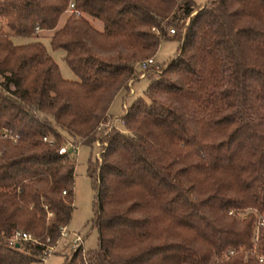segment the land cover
<instances>
[{
  "label": "trees",
  "instance_id": "16d2710c",
  "mask_svg": "<svg viewBox=\"0 0 264 264\" xmlns=\"http://www.w3.org/2000/svg\"><path fill=\"white\" fill-rule=\"evenodd\" d=\"M69 1L0 0V128L17 134L0 137V264L41 262L72 207L73 152L58 147L96 140L86 173L97 243L62 264H262L264 0H71L79 14ZM36 27L76 79L40 41H11ZM161 37L178 40L174 55L121 129L101 126ZM15 230L36 241L9 245Z\"/></svg>",
  "mask_w": 264,
  "mask_h": 264
},
{
  "label": "rangeland",
  "instance_id": "374dc122",
  "mask_svg": "<svg viewBox=\"0 0 264 264\" xmlns=\"http://www.w3.org/2000/svg\"><path fill=\"white\" fill-rule=\"evenodd\" d=\"M196 3L203 2L204 0H194ZM68 12H64L60 15L57 24H61L64 20L65 16ZM86 16V15H85ZM89 22L96 28L100 29L102 23L100 20L96 18H92L90 16H86ZM170 27V26H169ZM169 27H167V33L169 32ZM5 30L6 27L4 28ZM183 30V28H181ZM37 33L35 35L30 36H19V35H10V39L15 44L26 43L30 41H40L48 54L52 57L55 63L58 66L60 74L62 77L67 79H76V75L72 72V70L66 64L63 54L64 51L61 48H51L49 44V31H41L37 29ZM159 35V33H157ZM178 40L173 38H164L161 37L159 40L158 47L154 54L145 55V57H152L154 62L156 63V67L152 66L146 70L141 71L136 66V62L140 59L145 58L144 56L137 59L134 63V69L136 72L141 71V73L137 77H131L126 81L125 88H121V91L116 93L114 98L112 99L108 112L113 116V125L119 129L122 128V123L119 120V116L124 111V106H128L130 102L137 96H144V89L149 81L148 76H155L158 74L159 70L164 66L167 60H169L175 53ZM133 81V82H132ZM130 83L131 86H130ZM92 152L90 153V151ZM99 145L94 142L92 149L87 144H79L77 145L75 151L73 152V160H74V170H73V199H72V207L69 220L66 224V234L58 237L54 243V249L50 252L43 261L36 262L34 264H62L64 256H69L71 253L69 243L72 237V233H77L81 238V246L82 250L88 248H94L97 243V235L95 226L91 223L90 217L93 212V198L95 194V189L92 185L90 178L86 173L87 167V158L89 154L91 157H98L99 153ZM248 210H252L250 208L240 209L236 211L238 216L243 215ZM234 211V209H232ZM235 212V211H234ZM252 252V250H251ZM246 253V252H245ZM242 250L237 251V255L242 258L244 261L246 260V256ZM258 254V253H256ZM217 257L212 256L211 260H215ZM260 262V261H259ZM264 264V262H262Z\"/></svg>",
  "mask_w": 264,
  "mask_h": 264
},
{
  "label": "built area",
  "instance_id": "2783aa9c",
  "mask_svg": "<svg viewBox=\"0 0 264 264\" xmlns=\"http://www.w3.org/2000/svg\"><path fill=\"white\" fill-rule=\"evenodd\" d=\"M66 11L68 12H74L75 14H79L80 11L78 9H75L73 7V4L71 2V0L69 1ZM36 29H38L36 27ZM169 32L172 33L173 32V28H169ZM136 66L141 69V71L146 70L152 66L156 67V63L154 62L152 57H145L143 59H140L136 62ZM142 74V73H141ZM125 110V106L123 107ZM113 117H111L109 120H107L105 123L101 124V126H106V128H109L113 125ZM119 120L122 123V120L119 118ZM0 137L3 138H7L11 141H15L17 138V134L13 133L11 129L9 128H5L2 127L0 128ZM43 139H45V137H43ZM98 145L100 144L99 141H95ZM76 149V146H74L71 142L66 141L64 144L60 145L58 147V152L59 153H64L67 150L74 152ZM99 152H97L98 154ZM229 213L232 212V210L228 211ZM263 223V218H258L257 223H256V227H255V233L257 232V226ZM66 227L65 226H61L60 231H59V237L63 236L66 234ZM18 241H31V242H35L36 239L29 233L23 230H15L12 235L8 238L7 243L9 245H13L15 243H17ZM81 238L80 235L77 233H72V237L70 239V243H69V247L70 250H75L80 244H81ZM54 249V246L52 244H46L43 246V248L41 249V255H40V259L41 261H43L45 259V257L52 252ZM257 260L260 262H264V256L262 254H257L256 255Z\"/></svg>",
  "mask_w": 264,
  "mask_h": 264
},
{
  "label": "crops",
  "instance_id": "0c3cea01",
  "mask_svg": "<svg viewBox=\"0 0 264 264\" xmlns=\"http://www.w3.org/2000/svg\"><path fill=\"white\" fill-rule=\"evenodd\" d=\"M62 22H63V21H62ZM62 22H61V23H62ZM59 25H60V24H59ZM95 28H96V27H95ZM97 29H98V28H97ZM100 29H101V28H100ZM132 82H133V81H132ZM131 84H132V83H130V86H131ZM120 91H121V89H120L118 92H120ZM118 92H117V93H118ZM125 107H126V106H125ZM108 113H109V112H108ZM111 116H112V115H111ZM112 117H113V116H112Z\"/></svg>",
  "mask_w": 264,
  "mask_h": 264
}]
</instances>
